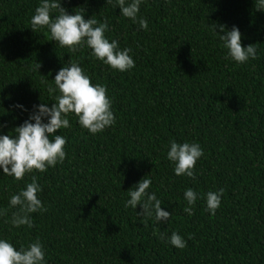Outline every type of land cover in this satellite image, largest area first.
<instances>
[{"label":"trees","instance_id":"obj_1","mask_svg":"<svg viewBox=\"0 0 264 264\" xmlns=\"http://www.w3.org/2000/svg\"><path fill=\"white\" fill-rule=\"evenodd\" d=\"M40 3L0 0V135L14 138L36 106L56 103L60 92L49 95L48 85L56 87L55 75L70 62L108 89L116 121L91 134L70 113L71 127L53 134L66 139L62 163L21 181L0 169V209H8L0 216V239L17 250L38 239L45 264H264V10L258 0H144L138 17L147 19V30L123 17L116 0H60L68 14L107 19L106 38L131 49L135 67L125 72L96 59L86 45L76 52L61 47L47 27L33 31ZM213 24L236 26L242 46L256 44L257 59L239 64L228 57ZM173 140L201 146L195 179L174 174L167 159ZM32 176L47 211L30 214L32 228H15L10 197ZM144 177L152 181L149 194L171 213L167 222L138 216L140 205L125 207ZM188 188L199 197L193 215L184 211ZM221 188L213 216L205 194ZM173 232L185 248L168 242Z\"/></svg>","mask_w":264,"mask_h":264},{"label":"clouds","instance_id":"obj_2","mask_svg":"<svg viewBox=\"0 0 264 264\" xmlns=\"http://www.w3.org/2000/svg\"><path fill=\"white\" fill-rule=\"evenodd\" d=\"M107 2L111 3V0ZM143 2L144 0H131V2L116 0L114 7H119L123 17L138 23L141 29L147 30V19L138 17ZM257 9L264 10V0H258ZM53 12H58V15L53 17ZM31 25L33 31L47 27L52 40L72 52L86 45L96 59L114 70L125 72L135 67V61L129 55L131 49L120 50L117 40L113 39L110 42L106 38L105 33L109 30L106 18L103 22L94 18L85 20L82 13L68 14L61 6L60 0H41L35 9ZM216 27H219V32L215 31ZM213 30L223 42V47L228 50V57L235 62L243 64L249 58L257 59L256 44L242 46V34L236 26L228 31L224 25L213 24ZM39 67L40 64L37 63L34 70L38 71ZM54 81L56 87L48 85L47 90L49 95L59 90L60 95L55 97L56 103L50 108L46 104L36 106V111L29 116V119L14 129V138L10 135H0V169L16 181L23 180L26 174L34 170L43 173L49 167H55L57 163L64 161L66 139L62 135L53 136V134L57 130L71 127L67 119L70 113L75 114L79 124L91 134L102 132L115 124L116 118L111 110L112 101L107 95L108 89L101 84L93 85L78 63L70 62L68 67H62L55 75ZM44 117H48L47 123L43 122ZM49 136H53V139L50 140ZM202 155L203 150L198 143L181 144L173 140L170 142L167 159L174 163L176 176L195 179L194 168ZM151 183L150 178H142L134 186V190H129L130 199L127 200L125 207L135 209L140 205L141 211L137 213L138 216L152 218L154 215L158 223L167 222L171 213L161 209V201L154 192L149 194L147 190ZM41 191L37 177L32 176L31 182L27 183L24 189L10 197L9 207L17 208V211L12 212L11 215L10 223L13 227L27 225L32 228L34 225L30 214L47 211L38 198ZM223 195V188L205 194L206 208L211 215H215ZM184 198L188 203L184 211L188 215H193L192 206L199 198L197 192L188 188L184 192ZM7 213V208L0 209V216H6ZM160 238L164 239L163 233L160 234ZM168 242L178 249L187 246L186 241L177 232L171 234ZM0 264H45L44 247L37 239L27 248L21 247L17 250L7 240L0 239Z\"/></svg>","mask_w":264,"mask_h":264}]
</instances>
